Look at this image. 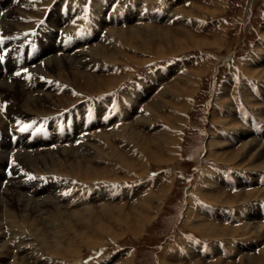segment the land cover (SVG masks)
<instances>
[{
  "label": "rangeland",
  "instance_id": "1",
  "mask_svg": "<svg viewBox=\"0 0 264 264\" xmlns=\"http://www.w3.org/2000/svg\"><path fill=\"white\" fill-rule=\"evenodd\" d=\"M2 1L5 2L1 3ZM121 1H123L122 4L124 6L133 3V0ZM153 1L154 0H137L135 4L137 11L134 13L128 10L124 12L123 18L121 19L122 22L107 23L100 17L102 24L100 25L99 23L97 25L104 27L106 25L115 24L112 27L123 28V30H129V32L143 25L155 27L157 31L167 30L172 33L182 27L189 30L190 33L192 32L195 39H205L213 42V44H211V46L190 47L189 49H184L175 54H169L161 58H158V56L154 54H148L126 47L125 52L132 55L134 58L126 57L124 61L120 63H113L105 61L101 57L90 55V47L92 49L98 43L108 47L110 45L109 41H107L108 43L94 42L86 48L85 43L91 41H88L87 36L86 39L81 38L80 41L76 43L77 45L73 44L76 49L80 48L81 50L75 53H64L63 48L66 47L65 44L60 43L58 46L54 45L53 37L56 36L57 33L48 30L44 32L43 35L41 34V37L35 41V44L39 47V55L38 52L32 48L33 42L23 47L25 49L24 54L19 53V57L23 59L26 58V55H31L29 60H32L36 56L37 58L35 59L44 57L41 63L34 66L36 67L35 71L30 72V74L39 73L42 76L52 77V80L65 86L58 91L59 93L56 92L55 94V89L50 88V91H45L46 88L42 87L43 83L38 80L34 81V87L40 86L43 89H39L38 87L30 88L33 90L31 92L25 87L21 88L26 91L25 93L27 96L30 95V98L31 96L32 98H34V96L41 97L46 93L49 98L46 97L42 100L40 105L35 108V112L28 114L19 110L18 104L14 99V97H16L15 95L0 89L1 100H7L8 103L11 101V104L8 105V103H6L7 105L5 104L2 108V110L5 109L4 115L7 117L12 113L23 116L24 120L26 118L28 120H30V118L33 120L36 118L34 115H37V117L45 116V118L57 116L65 111H70L73 102H77L80 96L87 95H97L96 99H89L88 101L89 103L97 101V105L103 100L104 96L105 100H109L106 96L110 94L112 98L109 100L110 105L108 106H113L117 110L121 103L118 102V96L125 95V91L127 90L126 87H132L133 82L140 81L139 78L143 75L146 76L148 73H151L147 75L148 81L151 83L143 84V89L145 88L146 92H144L143 96L135 93L134 99L130 101L132 102L135 99L138 101L141 98V104L148 105L152 111L149 110V114L151 113L149 123L146 121L144 125L136 122V120L143 118V110L137 115L135 114V110L134 113L133 111H126L124 114L129 117L121 118L123 121L116 129L112 130L117 121H111L109 125L113 127L112 129H106V127L102 125L103 128H105L104 130L99 132L98 128L95 129L98 132L95 131V133L93 131L89 136H84L83 141L74 147L61 146L55 149L44 148L36 151V145H33L32 147H27V153H16L17 159L14 170L17 171L19 168L23 173H15L12 184L5 186L6 188L3 187L5 188H2L5 193L4 195H2L3 193L0 194V199H2L3 196H5V199L7 198L5 200V205L0 206V251L3 247H6L9 249L8 251L10 254L9 257H6L4 264L18 263L20 257L23 259L21 261L22 264H89L92 257H94V253L99 252V250L104 252V257L109 258L105 264H122L127 261L128 264H192L194 262L210 264L213 261L215 262V260L222 261L225 264H237L243 256L249 255L259 257V253L261 252L260 249L264 247L263 244L260 245L261 247L257 246L260 247L258 253L254 252L255 246L253 248H241L238 252L235 248H237V246L247 247L254 243V241L257 242L260 236L264 237V233H262L261 229H253L245 233L243 223L240 225H235L234 223L225 224L230 225L232 229H237L234 235L226 236L227 240L230 242L228 243V248L223 243L225 240L222 238L216 240L214 242L215 245L213 242L211 243V238L201 236L194 232L192 230L193 224H190L188 220L190 218L194 219L195 217H199V219L203 217L206 219L205 216L198 212V210L201 209L199 205L200 202H206L215 207L245 206L247 209L250 205L254 206V201L259 199V197L256 199L257 196H253L250 200L246 199L243 203L242 201H237L233 203L234 205L210 203L211 197L213 198L215 195L218 197L227 194L228 200L231 201L233 200L232 196L235 194H239L240 192L242 194H247V192L249 193L257 188L262 194H260V198L264 199V189L256 186V177H259L257 172H264V170L248 169L246 166L248 157H244V152L239 153V159L241 160L243 157L244 159L240 161L237 167L234 166L235 164H228L219 160L218 157L221 156L219 154L223 152H235L245 142L244 138L254 140V142L264 140V131L261 135L254 136V134L260 133L255 126L249 129L238 122L239 119L243 120L244 118L242 113L238 118L229 115V111L231 112L232 110L231 103L234 105L238 97L242 98L243 104L245 103L242 93L244 89H246L243 87L246 75L256 78L260 82L264 80V78L259 77L256 73L258 70H264V63L259 62L262 57H264V52L258 47L257 42V38H259L258 34H261L262 38H264V0H190L188 5H184V0H175L174 2H167V5L173 11L172 14H176L178 10L181 9L187 11V13H192V9L189 8L192 6L190 3H194L198 5L197 11H195L196 15L188 14L186 15L187 17L180 18V14H176L178 18L171 22L167 21V23L165 21L157 23V20L154 19L152 12L154 13L155 8L158 7L159 1L156 0L157 4H154ZM17 2L18 6L4 12L5 16L3 17L2 15L4 13L2 14L0 10V17H2L0 18V27L4 30V33L10 34L11 36L16 34L20 43H23L28 41L27 34L24 32L33 31L37 35L42 32V29L46 27L47 23L52 26L54 30L58 28L71 30L67 32L70 40H74V38L79 35H85L90 29L94 16L101 15L100 12L105 11L110 0H31L32 4L31 2L25 3L27 0H18ZM148 2H150V4L153 3L152 7L142 9V5L148 6ZM7 4L8 0H0L1 8L6 7ZM119 10V5H117L116 9L111 10L109 8L107 12L111 14H120ZM129 12L130 14H128ZM144 12L146 13L145 15ZM11 15H13V17H11ZM16 15L21 16V18ZM198 15L200 17H198ZM126 16L129 17L126 18ZM193 18H196L198 21L196 22ZM6 21L10 23L3 27L2 25L6 24ZM58 21L61 27H58ZM111 21L113 20L111 19ZM112 27L108 26L106 28V33L108 29ZM57 40L59 39L55 38L54 42ZM2 42H6L5 39L2 40ZM157 42L159 43L160 39H158ZM84 50L89 51L85 53ZM47 55H51V58H69L71 61L74 59V62L75 60L84 62L85 65H77L78 67H75V69L79 71V74L81 73L80 75L92 76L95 84H100L98 83L100 79L106 80L109 78L114 80L115 77H118V80L110 90L96 92L95 86L89 87L85 84L82 76L77 78L76 81H73L72 75H69L66 69L62 71L63 75L61 77L57 76L53 70L42 73L38 69L46 61ZM91 58H94L92 62L89 61ZM13 61L17 60L13 59ZM158 69H164V71L161 70L163 74H161ZM158 72L160 74L156 75ZM154 77L157 78V81L153 80ZM3 79L4 77L2 80ZM2 80H0V84ZM240 80H242L243 83L239 82ZM153 81L155 84H152ZM191 82L193 85L190 84ZM182 88L184 90H182ZM34 91L36 94H34ZM187 92L191 93L188 94ZM247 92L246 90L245 96L250 98H248L249 108L252 107L259 121L264 123L263 115L260 114V109L264 110V105L259 99H256L257 96H255L254 93H251V99ZM101 94L103 96L99 97ZM156 98L161 101L159 102V105H161L159 107L154 105L156 103ZM12 102H14V106H12ZM219 106L224 109L223 112L228 113L227 117H220L221 114H219L218 111L215 112V108ZM243 106H247V104L245 103ZM233 108L235 107L233 106ZM106 109H108V107L103 110ZM145 113H147V111H145ZM245 113L250 112L245 111ZM134 114L135 117L132 116ZM154 116L156 118H154ZM1 120L3 123L1 122L0 124V131L2 133L0 145L4 143L8 151V141L3 138V135L6 133V121L3 119ZM252 123L254 124L255 122L253 121ZM23 124V127H25V125L28 126L26 121H24ZM37 124L41 123L38 121ZM128 125H132L133 129L142 133L146 138L155 140L151 148L154 152L157 151L156 153L159 155V164L158 162L156 163L155 160L151 161V158L149 159V156L146 155L147 153H144L143 148L133 140L128 143L122 140L121 137L123 134L121 135V133L126 130ZM231 125L236 126V128H231L233 127ZM221 130L226 131L229 136H220L219 131L221 133ZM248 134L251 136L250 139L247 137ZM242 135L243 137L236 139L237 136ZM173 136L174 139H176L174 143L172 142ZM167 137L168 140H166ZM227 138H230V143L227 141ZM231 139H233L234 142H232ZM67 140L71 142L72 138ZM156 141L160 143H155ZM108 142H112V146L117 150L116 154L107 146ZM56 143L57 142H54V144ZM237 143L240 144L235 145ZM166 145H171L172 149L170 146L165 149L164 147ZM202 147L205 149L204 154H200L203 149ZM11 148L12 147H10V149ZM86 148H88V153L85 151ZM192 148L195 149L194 151L196 153L199 152V155H201L196 160L197 165L201 162L200 167L198 166L193 171V176H190L191 178L187 177L188 180L176 179L173 171L177 172L179 168L185 169V173H189L190 163L184 160L182 161L181 159L183 154L191 151ZM64 149H71L74 151L73 153L76 154L69 159L72 161L73 165L64 160L62 153ZM254 151L255 150H252V152ZM84 153H86V157L83 156ZM117 153H119V156L122 158L124 157L123 160L130 162L131 166L118 161ZM48 154L55 160V165H53V167L52 165L42 164L40 162L41 157L46 158ZM1 157L2 152L0 151V179L2 176L1 167H3L6 162V158L3 157L4 159H1ZM78 159H80L81 163L83 162L82 168H84L87 174L85 178L74 176V172L70 169L72 166L77 165ZM165 159L168 160L165 161ZM260 160L261 162L263 161L262 159ZM236 168L244 171L248 178L252 177V188L246 190L243 187L246 184H239L242 188L238 192L230 193V190L226 189L228 186L220 185L215 181L216 185H214L209 179L212 175V171L208 169L216 170L218 173L219 171L220 173L222 171L227 173ZM199 170L200 173H198ZM93 176L101 177L97 178ZM29 177H34V179H29ZM91 177L94 179L90 180ZM50 179H55L60 185L52 184L46 186V183H48ZM124 185H128L134 189L131 196L125 197L124 199L117 195H114L115 198L107 197L109 196L108 193H110V188L116 189ZM52 188L57 189L54 190ZM18 191H21V199L26 200L29 204H37L46 199H48L47 202L52 201L51 203H55L58 209L63 210L62 212L69 218L73 227L71 226L70 228V226L66 225L62 221V215L58 212L56 213L59 219L54 220V222L56 221L55 223H50V220L54 216L51 215L48 222L42 218L43 210L39 207L37 209L39 210L37 211V216L41 219L39 227L47 234L45 239L47 240V244H49L48 248L42 245L34 236L29 234L28 230H26L27 226L23 223H18L14 219L12 221H15V224L11 227V222L9 219H6L8 218L6 209L10 207L12 203L14 204L13 198L17 196ZM146 196H149L147 204L145 205V207H147V213L145 212V207L142 211L137 207L145 201L144 198ZM106 206L111 207V209L115 207H125L124 210L130 214L128 222L131 224V227H128L126 223L122 221V217L118 219L114 218L113 215H109L110 217H108L102 209ZM90 209L94 211V213H91ZM188 209H191L192 213L187 216L185 214H187ZM75 212L80 214L82 218L77 217ZM215 212L216 217L219 215L218 217L222 219L218 217L217 219L211 217L210 219L207 218L211 222L222 223L223 219H227L223 217V214L220 216L221 212ZM244 212L245 211H243V213ZM139 213L143 214L144 217L140 216L141 214L139 215ZM179 213H182V216H179ZM137 215H139L138 218L135 217ZM136 220L141 221L139 228L136 227ZM255 224L259 227L263 226L264 228V223L260 222V219H258ZM55 225H58V227H60L59 229H61L65 235H63L64 239H62V248L60 249L56 247L57 245L52 239L56 231L52 226ZM109 228L113 230L112 234L108 232ZM200 230L201 229H197V231ZM78 235H81L84 239ZM176 245L180 247V255H177V257H175V254H178L176 250L175 254L172 253ZM190 246H192L190 255L184 257L185 255L183 253L186 254L185 248ZM126 251L128 253L125 255ZM189 257H191L192 260ZM106 258H103V260ZM97 261L98 264H101L100 259H97Z\"/></svg>",
  "mask_w": 264,
  "mask_h": 264
},
{
  "label": "bare ground",
  "instance_id": "2",
  "mask_svg": "<svg viewBox=\"0 0 264 264\" xmlns=\"http://www.w3.org/2000/svg\"><path fill=\"white\" fill-rule=\"evenodd\" d=\"M5 1H2L1 3H4ZM2 5V4H1ZM195 8V9H194ZM198 5L196 4H192V6H190L189 9H192V13H187V11L184 10H180L179 13L184 17H187L186 15L188 14H193L196 15L195 11H197ZM1 10V7H0ZM130 14V12L128 13ZM178 14V13H176ZM5 16V13L2 15V17ZM7 16V15H6ZM0 17V18H2ZM129 16H126V18ZM198 17H200L198 15ZM4 19V18H3ZM196 19V18H193ZM101 19H97V24L100 23V25L102 24ZM125 21V20H124ZM2 22V21H1ZM10 22L6 21V24H3L2 26L5 27L7 25H9ZM1 24V23H0ZM152 25V24H151ZM121 26V25H120ZM11 27V25H10ZM122 29V30H121ZM181 29V30H180ZM178 30H175L173 33L172 32H168L167 30H155V27H151L149 25H143V26H138L136 28H134L132 30V32L123 30V28H109L107 33H106V38L109 40L110 45L108 47H105L103 44H96L92 49L91 47L89 48L90 51V55L96 56V57H101L103 58L105 61L108 62H113V63H120L121 61H124V58H132L133 56L128 54L127 52H125L126 47L132 48V49H136L142 52H146L148 54H154L155 56H158V58L164 57L166 55L169 54H175L176 52L182 51L184 49H189L190 47H202V46H211V44H213V42L207 41L205 39L202 40H197L194 37V34H192V32L190 33L189 30H186L185 28H180ZM160 39V42L158 43L157 40ZM129 50V49H128ZM56 51V49H55ZM85 51V50H84ZM89 50L85 51V53H87ZM84 53V52H83ZM49 54V53H48ZM81 54V53H80ZM35 56V55H34ZM51 56V55H50ZM50 56L47 55L46 61L42 64L41 67H39V71H41L42 73H47V71H51L53 70L57 76L61 77L63 75L62 71H67V73H69V75H72L73 77V81H76L77 78H79L80 76H82L84 78V83L87 84L89 87L95 86V91L96 92H101V91H106V90H110V88H113L114 85L116 84L118 77H115L114 80L111 79H100L98 80V83L100 84H95V82H93V77L92 76H83L79 74V71L77 69H75V67H78L77 65H85L84 62H80V60H75V62L73 61L74 59H72V61L69 58H51ZM63 56V55H62ZM73 56V55H72ZM84 56V55H83ZM46 57V56H45ZM79 57V56H78ZM77 57V58H78ZM262 57V56H261ZM44 58V57H42ZM123 58V59H121ZM134 58V57H133ZM263 58V57H262ZM30 59V58H29ZM85 59V58H84ZM92 60H94V58L89 59V61L92 62ZM132 60V59H131ZM85 61V60H84ZM145 61V60H143ZM147 61V59H146ZM73 62V63H72ZM96 62V61H95ZM127 62V60H126ZM131 62V61H130ZM140 62V61H139ZM88 63V62H87ZM129 63V62H128ZM143 63V62H142ZM246 64V63H245ZM88 65V64H87ZM262 65V64H261ZM36 67H33L28 74H30V72H34ZM38 68V67H37ZM83 70V68H82ZM37 72V71H36ZM52 73V72H51ZM257 75L261 78H264V70H258ZM160 73L158 72L156 75H159ZM198 74V73H196ZM51 75V74H50ZM165 75V74H164ZM195 75V74H194ZM49 76V75H48ZM115 76V75H113ZM119 76V75H118ZM196 76V75H195ZM110 77V76H109ZM165 77V76H163ZM159 78V77H158ZM161 78V76H160ZM61 79V78H60ZM196 79V77H195ZM2 80V78H1ZM154 81H157V78L154 77L153 78ZM188 80V79H187ZM18 82V83H17ZM17 83V84H16ZM16 86H15V85ZM155 84V83H154ZM192 84V82L190 83ZM43 85V84H42ZM193 85V84H192ZM23 84L22 81L20 82L19 80H15L12 79L11 81H8L7 79H3L1 84H0V89L11 92L13 95H15L16 97H14L15 101L17 102V106L19 108V110H21L22 112L28 114L31 112H35V108L37 106L40 105V102L42 100H44L46 97L48 98V96L45 94L44 96L41 97H35L31 98L29 96H27V94L25 93L26 91L22 90L21 88H23ZM43 87V86H42ZM175 87V86H174ZM184 87V86H183ZM245 88V86H243ZM32 88H34V85L30 86L29 88L26 87V89H29L31 92L33 90H31ZM46 90L45 91H50V86L48 85L47 87H45ZM171 88V87H168ZM179 88V87H176ZM243 88V89H244ZM175 90V88H174ZM182 90H184L182 88ZM247 89H244L243 93H242V97L243 100L245 101V103L248 106V98L247 96H245V91ZM170 91V90H169ZM143 92H146L145 88L143 89ZM176 92V91H175ZM39 93V92H38ZM188 94H190L191 92H187ZM238 93V92H237ZM248 93V92H247ZM246 93V94H247ZM29 94V93H28ZM162 94V93H160ZM187 94V95H188ZM52 95V94H51ZM158 95V94H157ZM185 95V94H184ZM138 96V95H136ZM167 96V95H166ZM190 96V95H189ZM10 97V96H9ZM184 97V96H183ZM137 98V97H136ZM49 99V98H48ZM250 99V98H249ZM252 99V98H251ZM167 101V100H166ZM142 100L140 98V100L137 101V99L133 100L131 102L132 107H131V111L134 110L136 111L137 106H139L141 104ZM161 102L158 98H156V103L154 104L156 107H159L161 105H159ZM183 103V102H182ZM244 103V104H245ZM11 104V101L8 103V105ZM137 105V106H136ZM12 106H14V102H12ZM3 108V107H2ZM142 108H143V118L136 120L137 123H140L141 125H144V123L147 121L149 123V120L151 118V113L149 114V110H151V108L148 105H143L142 104ZM262 108V107H261ZM155 109V108H154ZM251 109H253L251 107ZM257 110V109H255ZM259 110V109H258ZM145 111H147V113H145ZM182 111V110H181ZM260 114L263 115V120H264V110L260 109ZM255 112V111H254ZM259 114V115H260ZM162 116V115H161ZM129 116L124 114L122 115L121 118H128ZM147 117V118H146ZM261 117V116H260ZM131 118V117H130ZM146 118V119H145ZM154 118H156L154 116ZM262 119V118H261ZM155 121V120H154ZM2 120L0 118V124H1ZM228 122V121H227ZM3 123V122H2ZM147 126V125H145ZM233 126V125H231ZM236 128V126H233L231 128ZM241 127V126H240ZM230 130V129H229ZM234 131V130H233ZM242 131V130H240ZM246 131V130H245ZM171 132V131H170ZM162 133V132H161ZM238 133V131H237ZM236 133V134H237ZM244 133V132H243ZM123 134V136L121 137L122 140L126 143L128 142H132V140L134 142H136L140 147L143 148L144 153H147L146 155L149 156V159L151 158V161H156V163L159 161V155L156 153L157 151L154 152V150L151 148V146L153 145L155 140H151L146 138L145 136H143L142 133L137 132L135 129H133L132 125H128L126 127V130L124 132L121 133V135ZM164 134V133H163ZM213 134V133H212ZM165 135V134H164ZM232 135V134H231ZM112 136V135H111ZM119 136V135H118ZM177 136V134H176ZM96 137V136H95ZM162 137V136H159ZM166 137V136H165ZM163 137V138H165ZM232 137V136H231ZM242 136H237L236 139H240ZM247 137L250 139V135L248 134ZM106 138V137H105ZM212 138V137H211ZM86 139V138H85ZM159 139V138H158ZM162 139V138H161ZM213 139V138H212ZM245 142L243 143V145H241L235 152H227V153H222L219 154L221 156L219 157V160L224 161L225 163L228 164H235L234 166H238L240 164V161L244 159V157H248L246 166L248 167V169H262L264 170V140H261L260 142H254V140H248L247 138H244ZM95 140V139H94ZM103 140V139H102ZM128 140V141H127ZM168 140V137L167 139ZM108 141V140H107ZM176 141V139H174V136L172 137V142L174 143ZM210 141V140H209ZM213 141V140H212ZM243 141V140H242ZM99 142V141H98ZM158 141H156L155 143H157ZM167 142V141H166ZM215 142V141H214ZM7 143V142H6ZM160 143V142H158ZM168 144V143H167ZM216 144V143H215ZM130 145V144H129ZM162 145V144H161ZM164 145V144H163ZM107 146L110 147L112 149V151L116 154L117 150L112 146V142H108ZM158 146V145H157ZM171 145H166L164 148L167 149V147ZM208 146V145H207ZM159 147V146H158ZM139 148V147H138ZM82 149V148H81ZM140 149V148H139ZM172 149V147H171ZM108 150V149H107ZM106 150V152H107ZM141 150V149H140ZM160 150V149H159ZM252 150H255L254 152H252ZM0 151L2 152V157L6 158L7 155V148L6 145H4V143L2 145H0ZM86 153H88V148L85 149ZM142 151V150H141ZM162 151V150H160ZM159 151V152H160ZM73 150H69V149H64L62 151L63 156H64V160H66L69 164H72V161L69 160L70 158H72L74 155ZM105 152V153H106ZM143 152V151H142ZM158 152V153H159ZM165 152V151H164ZM240 152H244V157L240 160L239 157V153ZM86 153H84V157H86L87 155H85ZM113 153V154H114ZM212 153V152H211ZM168 154V153H167ZM214 154V153H213ZM59 155V154H58ZM126 155V154H125ZM162 155V154H161ZM118 156V161L125 163L126 165L131 166V163L128 161L123 160V158L121 156H119V153H117ZM147 156V157H148ZM164 156V155H163ZM162 156V157H163ZM167 156V155H166ZM25 157V156H24ZM82 157V156H81ZM34 158V157H33ZM83 158V157H82ZM115 158V159H116ZM161 158V157H160ZM171 158V157H169ZM168 158V159H169ZM217 158V157H216ZM4 159V158H3ZM22 159V158H21ZM37 159V158H36ZM168 159H165L168 160ZM262 159L263 161L261 162ZM6 161V160H5ZM59 161V160H58ZM39 162V161H38ZM40 162L42 164H48V165H55V160H53V158L51 156H46L45 157H41ZM3 163V162H2ZM37 163V162H36ZM76 163V162H75ZM83 163V162H82ZM82 163L80 161V159H78L77 161V165L72 166L70 169H72V171L74 172V176L76 177H80V178H85V176H87L84 168H82ZM161 163V162H160ZM159 164V162H158ZM30 165V164H29ZM41 165V164H40ZM47 165V167H48ZM44 166V165H43ZM134 166V165H133ZM128 168V167H127ZM130 168V167H129ZM134 168V167H131ZM67 171V170H65ZM76 171V174H75ZM143 171V170H142ZM51 172V171H50ZM92 172V170H91ZM203 172V171H202ZM71 173V172H70ZM86 174V175H85ZM210 174V173H209ZM248 174V173H247ZM105 175V174H104ZM250 175V174H249ZM253 175V174H251ZM93 177H97L100 178L101 176H93ZM93 177L90 178V180L94 179ZM256 177V176H255ZM87 178V177H86ZM206 178V177H205ZM252 178V177H251ZM203 179V178H201ZM200 179V180H201ZM256 179H258V177H256ZM204 180V179H203ZM201 180V181H203ZM207 180V179H206ZM205 180V181H206ZM245 181L244 179H242V181H239L240 185H243ZM256 181V180H255ZM27 182V181H26ZM257 182V181H256ZM196 183V182H195ZM255 183V182H254ZM19 184V183H18ZM208 184V183H205ZM22 185V184H21ZM201 187V184H200ZM216 187V186H215ZM6 188V187H5ZM3 188V189H5ZM36 188V187H35ZM3 189H0V194L4 195V191ZM162 189V188H161ZM160 189V190H161ZM200 189V188H199ZM203 189V188H202ZM205 189V188H204ZM209 189V188H208ZM34 190V189H33ZM213 190V189H212ZM248 190V189H246ZM259 189L255 188L254 190L250 191L249 193L247 192V194H242L241 192L239 194H233V200H228L227 194H223L217 197V195H215L213 198L211 197L210 203H216V204H233L236 203L237 201H243L246 199L252 198L253 196H257L256 199L259 197L260 198V194L261 192L258 191ZM217 191V190H216ZM215 191V192H216ZM21 192V191H20ZM20 192L18 191L17 196H15L14 199V204L12 203V205L10 207H8L6 209V215L9 219V221L11 222V227L13 224H15L12 220H16L18 223H23L24 225L27 226L28 233L31 234L32 236H34V238H36L40 243H42V245H45L47 248L49 247V244H47V240L46 238V232L43 231L42 228H40V221L41 219L38 218V213L37 210L39 207L43 210V219L47 220L49 222L51 215L53 216V220H50V223H55L54 220L59 219V217L57 218V213L58 212L60 215H62V221L70 226L71 228V223L69 221V218L64 215V213L62 212L63 210L58 209V207L56 206L55 203H51V202H47L48 199L46 200H42L43 202L37 203V204H29L26 200H22L21 199V195ZM36 192V191H34ZM161 192V191H160ZM204 193V192H203ZM202 193V194H203ZM209 193V192H208ZM220 193V192H219ZM263 193V192H262ZM206 194V193H205ZM262 195V194H261ZM264 195V194H263ZM153 196V195H152ZM24 197V196H23ZM149 197V196H148ZM147 196L144 198L145 201H143L141 204H139L137 207H139V209L142 211V209H145V212L147 213V207H145V205L147 204V200L149 199ZM210 197V196H209ZM7 199V198H6ZM5 196H3L2 199H0V206H4L5 205ZM12 199V198H11ZM46 201V202H45ZM151 201V200H150ZM11 202V200H10ZM11 204V203H10ZM234 205V204H233ZM217 206V205H216ZM221 206V205H220ZM223 206V205H222ZM236 206V204H235ZM145 207V208H144ZM6 208V207H5ZM125 207H121V208H112L111 207H103V211L104 213L110 217L109 215H113L114 218H119L122 217L123 218V222L126 223V225L128 227H131V224L128 222V218H130V214L127 213L124 210ZM259 207H256L255 205L252 206L250 205L247 210L243 213L241 211H238L239 213H242L245 216V221L243 222V228H244V232H250L253 229H261L262 233H264V228L263 226L259 227L257 226L255 223L257 222L258 219H260L261 217H264V210L263 213L261 214V210L259 209ZM217 210H214V219H217L216 217V212ZM91 213H94V211H92L90 209ZM218 212V211H217ZM76 213V212H75ZM192 213L191 209L187 210V214L185 215H189ZM77 217L82 218L80 216V214L76 213ZM86 214V213H85ZM102 214V213H101ZM141 213H139L140 215ZM223 213L221 212L220 216ZM59 215V216H60ZM89 215V214H88ZM135 216L138 218V216ZM140 216L144 217L143 214H141ZM49 217V218H47ZM56 217V218H55ZM216 217V218H215ZM224 217V216H223ZM55 218V219H54ZM113 218V217H112ZM201 219H199V217H195L194 219H189V223L193 224V231L196 232L197 234L201 235V236H207L209 238L212 239L211 243L215 242L216 240L222 238L225 241L223 242L227 247H228V243H230L226 236H232L237 232V229H232L230 225H223L220 222H211L210 220H208L207 218H203L200 217ZM219 218V217H218ZM64 219V220H63ZM92 219V218H91ZM146 219V218H145ZM115 220V219H114ZM241 220V219H240ZM116 223V222H115ZM2 224V223H1ZM141 225V221L136 220V227L139 228ZM1 227V226H0ZM23 227V226H22ZM55 228V236L53 239V241L56 243V247L57 248H62V239H64V234L63 231H61V229H59L60 227H58V225L56 226H52ZM73 227V226H72ZM103 227V225H102ZM191 227V228H192ZM104 228V227H103ZM242 228V226H241ZM242 228V230H243ZM23 229V228H22ZM197 229H201L200 231H197ZM65 230V229H64ZM68 230V229H67ZM13 231V230H12ZM75 232V231H74ZM110 234L113 233V230L109 228L108 231ZM199 232V233H198ZM242 232V231H241ZM261 233V234H262ZM76 234V233H75ZM30 235V236H31ZM64 235V236H63ZM77 235V234H76ZM80 236L82 239H84V237ZM216 238V239H214ZM258 238V236H257ZM180 239V238H179ZM214 239V240H213ZM1 240V239H0ZM81 240V239H80ZM84 241V240H82ZM51 242V241H50ZM262 243H264V237L260 236L257 239V242L254 241V243H252L251 245H248L247 247L245 246H237V248H235V250H241V248H253L254 246H260L262 245ZM215 244V243H214ZM216 245V244H215ZM212 246V245H211ZM199 247V246H198ZM226 247V248H227ZM190 248V247H189ZM189 248H185V253H183L185 256L184 257H188L191 253ZM220 248V247H219ZM229 248V247H228ZM198 249V248H197ZM9 249H7L6 247H3V249L0 251V264H4L5 263V259L6 257H9ZM195 250V249H194ZM261 252L259 253V257H255V256H241L242 258L239 260V262L237 264H264V247L260 249ZM259 251V250H258ZM52 252V251H51ZM172 252V251H171ZM176 251H173L172 253L175 254ZM235 252V251H234ZM56 253V252H55ZM59 253V252H58ZM178 253V252H177ZM235 254V253H234ZM251 254V253H250ZM172 255V254H171ZM177 255L179 254H175V257H177ZM238 255V254H237ZM257 255V254H256ZM194 257V256H193ZM191 259V257H189ZM13 260V259H12ZM19 262L16 263L14 262V264H22V257L19 258ZM192 260V259H191ZM197 261V260H196ZM122 264H128V261L126 263H122ZM192 264H202V263H192ZM210 264H225L222 261L219 260H215V262L213 261ZM229 264H233V263H229ZM236 264V263H235Z\"/></svg>",
  "mask_w": 264,
  "mask_h": 264
},
{
  "label": "snow or ice",
  "instance_id": "3",
  "mask_svg": "<svg viewBox=\"0 0 264 264\" xmlns=\"http://www.w3.org/2000/svg\"><path fill=\"white\" fill-rule=\"evenodd\" d=\"M0 59H2V57H0ZM25 71H27V70H25ZM16 75H20V73L17 72ZM27 127H28V126L25 125V127L21 128L20 130H21V131H24V130H26ZM13 163H15V162L13 161ZM29 179H34V177H29Z\"/></svg>",
  "mask_w": 264,
  "mask_h": 264
},
{
  "label": "crops",
  "instance_id": "4",
  "mask_svg": "<svg viewBox=\"0 0 264 264\" xmlns=\"http://www.w3.org/2000/svg\"><path fill=\"white\" fill-rule=\"evenodd\" d=\"M192 4H194V3H190V5H192ZM181 10H182V9H181ZM179 11H180V10H178V12H177L178 14H180ZM179 17H180V18H183V16H182L181 14H180ZM178 20H181V19H178ZM193 20H195L196 22L198 21L197 19H193Z\"/></svg>",
  "mask_w": 264,
  "mask_h": 264
}]
</instances>
